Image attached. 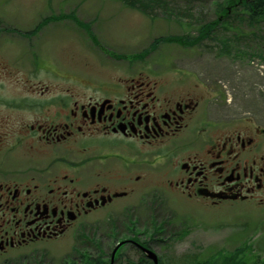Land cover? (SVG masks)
Returning a JSON list of instances; mask_svg holds the SVG:
<instances>
[{"label": "flooded vegetation", "instance_id": "af4514ba", "mask_svg": "<svg viewBox=\"0 0 264 264\" xmlns=\"http://www.w3.org/2000/svg\"><path fill=\"white\" fill-rule=\"evenodd\" d=\"M17 42L0 35V264L69 237L78 243L70 264H152L145 250L162 229L146 238L136 226L150 210L155 171L158 186L193 206L264 209L260 124L216 118L210 101L174 96L132 65L93 82L95 97L58 99L50 68L46 85L34 78L40 68L25 64ZM11 82L32 97L5 96ZM105 220L115 229L108 259L88 236Z\"/></svg>", "mask_w": 264, "mask_h": 264}, {"label": "rangeland", "instance_id": "374dc122", "mask_svg": "<svg viewBox=\"0 0 264 264\" xmlns=\"http://www.w3.org/2000/svg\"><path fill=\"white\" fill-rule=\"evenodd\" d=\"M50 1L51 7L48 0H0V35L18 41L19 50L25 42L34 54L52 55L57 78H50L56 97L70 88V94L77 96L86 87L79 84L84 78L126 74L127 65H132L134 72L152 73L154 80L166 84L167 92L174 96L195 95L210 101L216 118L227 114L264 127V21H252L245 8L246 1L254 0ZM227 8H231L230 15L225 12ZM66 15L76 19L62 20L63 25L56 22ZM211 23L216 24L209 38L193 46L165 40L197 38L200 29ZM37 28V37L32 39ZM92 43L97 47L92 48ZM16 48L10 45L9 50ZM97 48L103 52L102 61L92 57ZM99 50L96 52L101 53ZM101 63L107 68L102 69ZM36 75L40 77L34 78L47 84L44 71ZM63 77L72 82H63ZM4 95L32 97L15 82L6 86ZM80 97L95 95L87 88ZM153 178L150 210L142 212L136 227L147 233L146 238L162 229L153 248L164 264H195L245 246L250 249L248 264H255L253 259L264 260V209L193 206L158 186L159 171ZM113 231L105 220L101 230L88 234L102 246L106 259L115 245ZM76 246L77 241L69 237L46 245L45 251L29 254L25 262L16 256L9 264H70V257L78 255ZM87 249L92 256L101 254L94 245ZM128 255L134 257L133 253Z\"/></svg>", "mask_w": 264, "mask_h": 264}, {"label": "trees", "instance_id": "16d2710c", "mask_svg": "<svg viewBox=\"0 0 264 264\" xmlns=\"http://www.w3.org/2000/svg\"><path fill=\"white\" fill-rule=\"evenodd\" d=\"M249 17L252 21L259 22L264 21V0H254L252 5H249ZM65 18V16L63 17ZM216 23H211L203 26L199 36L197 38L187 39L181 37H169L165 39L168 42H176L181 45H194L198 39H203L209 36L213 31V26ZM250 251L249 247H240L233 253H219L216 256H211L206 262H196L195 264H248L251 259H249L247 252ZM255 264H264V260L253 259Z\"/></svg>", "mask_w": 264, "mask_h": 264}, {"label": "water", "instance_id": "95a60500", "mask_svg": "<svg viewBox=\"0 0 264 264\" xmlns=\"http://www.w3.org/2000/svg\"><path fill=\"white\" fill-rule=\"evenodd\" d=\"M147 253L149 254V257L154 261L155 264H158V258L157 256L151 252V251H147Z\"/></svg>", "mask_w": 264, "mask_h": 264}, {"label": "crops", "instance_id": "0c3cea01", "mask_svg": "<svg viewBox=\"0 0 264 264\" xmlns=\"http://www.w3.org/2000/svg\"><path fill=\"white\" fill-rule=\"evenodd\" d=\"M51 4H52V1H50V0H48V5H49V7H51ZM35 6V5H34ZM36 7V6H35ZM62 19V18H61ZM67 19H71L70 17H66V19L65 20H67ZM62 23H64V22H60V24H62ZM55 57H57V55H55ZM67 66L66 65H62V68H66Z\"/></svg>", "mask_w": 264, "mask_h": 264}]
</instances>
